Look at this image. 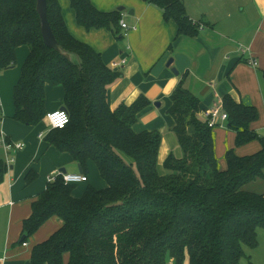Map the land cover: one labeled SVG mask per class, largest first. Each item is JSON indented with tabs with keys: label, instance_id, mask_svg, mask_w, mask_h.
Returning <instances> with one entry per match:
<instances>
[{
	"label": "trees",
	"instance_id": "16d2710c",
	"mask_svg": "<svg viewBox=\"0 0 264 264\" xmlns=\"http://www.w3.org/2000/svg\"><path fill=\"white\" fill-rule=\"evenodd\" d=\"M47 1L49 23L69 58L45 44L37 0H0V73L16 66L19 47L30 48L14 88V119L26 126L41 124L47 114V85L62 86L71 122L51 129L45 140L69 154L87 176L89 163H94L106 187L88 185L76 198V185H66L61 177L48 183L23 222L20 243L53 217L62 227L33 248L31 264H65L66 255L67 264H184L187 258L189 264H242L244 246L257 248L258 230L264 229V195L247 190L264 178V136L251 129L259 120L258 109L224 97L236 146L258 141L262 149L243 157L228 150L227 169L221 170L215 128L200 116L201 100L186 87V73L168 109L183 157L171 154L164 162L166 174H160L161 133L134 130L151 101L143 95L113 111L108 92L121 73L70 33L59 0ZM141 1L161 9L165 21L173 20L178 36L199 35L200 25L182 0ZM70 3L80 27L105 29L117 40L125 39L119 10L101 11L91 0ZM8 170L0 158V184ZM37 177L30 170L26 185Z\"/></svg>",
	"mask_w": 264,
	"mask_h": 264
},
{
	"label": "crops",
	"instance_id": "0c3cea01",
	"mask_svg": "<svg viewBox=\"0 0 264 264\" xmlns=\"http://www.w3.org/2000/svg\"><path fill=\"white\" fill-rule=\"evenodd\" d=\"M59 1L70 33L90 45L102 55L106 64L121 73L108 92L110 108L114 111L122 105L131 106L143 95L151 101V106L139 115L134 130L137 133H161L158 167L163 163L162 155L167 144L178 159L183 157L173 132L175 121L168 114V109L171 96L186 73V87L201 100V117L230 95L237 102L243 101L258 109L259 120L251 125V129L264 136V0H251L248 8L241 7L239 16L226 11L227 3L222 0L207 11L210 3L207 0H182L189 17L200 25L199 35L195 38L178 36V27L173 20L165 21L161 9L141 0H91L105 12L125 4L127 9L122 12V19L131 28L126 40H117L105 29L87 31L80 27L70 0ZM229 1L234 3L237 0ZM29 54L28 46L19 47L16 66L0 73L3 113L0 158L6 163L14 158L0 184V264H31L33 248L62 227V222L53 217L28 240L26 246L21 244L23 222L32 214L33 201L46 190L48 176L54 171L66 169L68 173H80L79 165L69 154L60 153L45 140L50 131L46 117L38 126H26L14 119V88ZM170 59H173V64L168 67ZM123 60L127 61L126 64L114 66ZM172 81L175 83L169 89ZM64 98L62 86L47 85L46 113L61 110ZM157 103L161 106H155ZM218 127L215 130L216 155L221 170L227 169L225 154L228 150L234 149L238 156L243 157L262 149L258 141L237 147L236 133L228 129L227 122H221ZM41 134L45 136L41 138ZM3 139L11 143L23 142L25 148L17 153L7 152L1 144ZM91 164L94 163L88 165L89 183L76 186L73 193L76 198L84 194L88 185L97 189L106 187L98 169V173L94 171L96 165L93 169ZM30 170H35L38 177L27 186L25 177ZM80 185L83 187L78 189ZM247 190L264 195V178L250 183ZM187 261L189 263L188 258ZM67 263L68 255L65 256Z\"/></svg>",
	"mask_w": 264,
	"mask_h": 264
},
{
	"label": "built area",
	"instance_id": "2783aa9c",
	"mask_svg": "<svg viewBox=\"0 0 264 264\" xmlns=\"http://www.w3.org/2000/svg\"><path fill=\"white\" fill-rule=\"evenodd\" d=\"M121 27L125 30V36L131 30V28L124 22L121 21ZM126 60H123L120 64L114 63V66H122L126 64ZM257 65L256 63H253ZM202 118L207 121L210 127L216 128L221 125V122H227L229 116L224 111L223 102L220 101V105L211 108L210 110L203 113ZM46 120L48 125L51 129H63L71 122V116L67 110H57L46 115ZM45 135L41 134L40 137L43 138ZM7 152L17 153L22 151L25 148V143L17 142L11 143L8 140L3 139L1 143ZM14 162V158H11L7 161V166L10 168L11 163ZM61 177L62 180L65 182L66 185H79V184H86L89 182V177L86 174L81 173H63L60 170L54 171L51 175L48 176V183H54L57 179ZM27 243H24L26 246Z\"/></svg>",
	"mask_w": 264,
	"mask_h": 264
},
{
	"label": "rangeland",
	"instance_id": "374dc122",
	"mask_svg": "<svg viewBox=\"0 0 264 264\" xmlns=\"http://www.w3.org/2000/svg\"><path fill=\"white\" fill-rule=\"evenodd\" d=\"M185 1V0H184ZM187 1H189V2H193L192 0H187ZM200 1V0H199ZM208 2H210L209 3V7L206 9V11L207 10H210V8L211 7H215V6H217L218 4H219V2H220V0H207ZM223 2H226L227 3V7H226V11H230V12H232V14L234 15V16H239V14H240V10H241V7H246V8H248L249 7V5H250V2H251V0H237L236 2H230L229 0H222ZM183 2V1H182ZM201 8H202V6L201 5H199ZM121 7H123V8H125V9H127L126 8V6H125V4H120V5H118L117 7H116V9H114V10H118L119 8H121ZM127 13V12H126ZM127 16H128V14H126ZM221 16V15H220ZM222 20H224V18L222 19ZM127 21H128V19H127ZM224 22V21H223ZM128 23H129V21H128ZM123 34H126L125 33V30H123ZM124 40H126V39H124ZM217 128H219V127H216L215 128V130L217 129ZM177 142H178V140H177ZM179 143V142H178ZM179 146H180V144H179ZM181 150V152H182V149H181V147H180V149H179V151ZM183 153V152H182ZM171 154H174V156L176 157V158H178L177 157V155H176V153H174V152H172L171 150H170V147H169V145L167 144V145H165V152H164V154L162 155V159H163V163H161L162 165L160 166V167H158V170H159V173L160 174H162V175H165L166 174V170H165V168H164V162L166 161V159L171 155ZM162 162V161H161ZM94 164H91V167L94 169V166H93ZM92 171V172H91ZM94 171H96V173H98L97 172V168H96V166H95V170ZM90 173L91 174H93V170H90ZM99 175V174H98ZM100 177V176H99ZM101 179V178H100ZM102 181V180H101ZM102 183H104V182H102ZM83 186L82 185H80V186H78L77 188L78 189H80V188H82ZM244 251H245V257L243 258V260H242V264H264V229H259L258 230V246H257V248H255V249H251V248H249V247H246V246H244ZM184 264H189L188 263V261H187V259L185 260V263Z\"/></svg>",
	"mask_w": 264,
	"mask_h": 264
},
{
	"label": "water",
	"instance_id": "95a60500",
	"mask_svg": "<svg viewBox=\"0 0 264 264\" xmlns=\"http://www.w3.org/2000/svg\"><path fill=\"white\" fill-rule=\"evenodd\" d=\"M120 12H123L125 8L121 7L118 9ZM37 12L40 16V21H41V30H42V37L44 39L45 44L59 52H62L65 57L69 58L70 55L68 53H64L61 45L56 39V36L52 30V27L49 23L48 19V1L47 0H37ZM173 64V59L169 60L168 67H170ZM173 72L176 75H179L178 71L176 69H173ZM155 106L160 107L161 104L157 103ZM61 110H65V108H61ZM80 173H83V170L81 166H79ZM63 173H67L66 169L61 170Z\"/></svg>",
	"mask_w": 264,
	"mask_h": 264
},
{
	"label": "clouds",
	"instance_id": "9594fccd",
	"mask_svg": "<svg viewBox=\"0 0 264 264\" xmlns=\"http://www.w3.org/2000/svg\"><path fill=\"white\" fill-rule=\"evenodd\" d=\"M175 83V81H172L170 84H169V89L172 87V85Z\"/></svg>",
	"mask_w": 264,
	"mask_h": 264
}]
</instances>
